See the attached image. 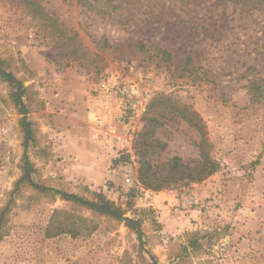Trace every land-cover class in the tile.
I'll use <instances>...</instances> for the list:
<instances>
[{
	"label": "rangeland",
	"instance_id": "1",
	"mask_svg": "<svg viewBox=\"0 0 264 264\" xmlns=\"http://www.w3.org/2000/svg\"><path fill=\"white\" fill-rule=\"evenodd\" d=\"M21 1L0 0V59L25 87L32 179L103 194L140 220L142 243L110 216L18 183L23 115L0 77V264H264V0H29L43 13ZM130 66L149 94L137 167L145 128V159L159 169L199 160L186 108L214 173L153 190L137 169L138 183L122 184L129 156L91 134L101 113L120 125L103 87Z\"/></svg>",
	"mask_w": 264,
	"mask_h": 264
},
{
	"label": "trees",
	"instance_id": "2",
	"mask_svg": "<svg viewBox=\"0 0 264 264\" xmlns=\"http://www.w3.org/2000/svg\"><path fill=\"white\" fill-rule=\"evenodd\" d=\"M21 3L27 7H34V12L43 13V10L40 8V6L36 5L34 2H30L29 0H22ZM0 77L8 82L9 85L13 88V100L17 104L20 113L23 115L21 119V126L24 134L23 166L22 175L18 183H25L33 189L41 192L58 194L64 200L74 202L99 214L110 216L115 220L124 223L126 227L134 230L137 234L139 242L142 243L140 220L124 216L122 210L116 207L103 194H96L93 199H84L73 193H67L37 184L32 179V167L26 154L28 143L32 141V130L30 122L26 117L27 107L23 100L25 87L23 83L13 75V73L9 72L3 67L1 59ZM252 97H255V94L252 95ZM182 117L192 125H194L200 133L201 141L199 160L183 162L179 157H172L167 162L162 164L161 169H159L158 166H154L150 163L149 160L145 159V153L148 147V144H144L143 142L147 134V128H145L144 131L139 134V138L142 139V144L140 145L141 160L138 167L139 180L145 187L153 188V190H161L169 185L179 186L190 182H199L210 176L218 169L219 164L215 160L211 159L204 151L205 134L203 132L202 125H200V118L196 115L195 112L189 111L186 108L184 109ZM150 257L152 259V264H159L154 260V257L152 255H150Z\"/></svg>",
	"mask_w": 264,
	"mask_h": 264
},
{
	"label": "built area",
	"instance_id": "3",
	"mask_svg": "<svg viewBox=\"0 0 264 264\" xmlns=\"http://www.w3.org/2000/svg\"><path fill=\"white\" fill-rule=\"evenodd\" d=\"M126 76H112L104 84V97L116 99L121 109V123L117 125L111 120L107 121L108 114L101 113L96 116L92 140L102 149L113 153L114 158L123 155L129 156V160L118 163L117 169L121 181L127 188L138 183L137 161L133 152V141L136 131L140 127L141 118L147 110L149 94L142 86L138 75L134 74L132 66ZM171 193L173 191H170ZM190 204H195L196 199L190 197Z\"/></svg>",
	"mask_w": 264,
	"mask_h": 264
}]
</instances>
